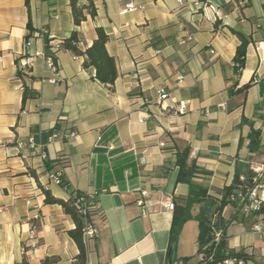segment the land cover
Returning <instances> with one entry per match:
<instances>
[{
  "label": "crops",
  "instance_id": "crops-1",
  "mask_svg": "<svg viewBox=\"0 0 264 264\" xmlns=\"http://www.w3.org/2000/svg\"><path fill=\"white\" fill-rule=\"evenodd\" d=\"M128 2L137 9L121 14ZM79 3H92L95 16L84 10L85 21L75 26L69 0H0V264H79L68 235L75 224L61 205L45 203V192L63 202L94 195L89 221L96 236L85 244V264H198L197 220L189 219V238L182 235L188 221L173 236L174 210L164 206H183L193 190L210 199L225 252L264 264V234L253 230L264 226L261 216L239 198L218 210L235 175L242 181L264 165V0ZM97 28L115 61L112 86L83 67V56L59 50L76 31L84 52ZM232 30L250 41L238 78L233 58L240 41ZM48 57L57 64L55 83ZM235 81L237 88L250 85L230 97L226 89ZM161 90L168 99L160 100ZM252 129L261 132L253 151ZM29 138L45 144L44 158L16 148ZM184 156L197 170L192 188L178 180ZM55 172L60 186L49 181ZM205 208L190 210L205 216Z\"/></svg>",
  "mask_w": 264,
  "mask_h": 264
},
{
  "label": "trees",
  "instance_id": "trees-1",
  "mask_svg": "<svg viewBox=\"0 0 264 264\" xmlns=\"http://www.w3.org/2000/svg\"><path fill=\"white\" fill-rule=\"evenodd\" d=\"M204 2L205 0H199ZM25 4L28 6V0H25ZM69 5L71 8V14L73 18V23L75 26H79L83 21H85L86 17L84 15V10H87L91 17L95 16V9L92 3H88L87 5H81L79 0H69ZM96 39L92 43V45L87 48L84 52L79 50V39L78 33L73 31L70 36L64 39L59 45V50L70 51L77 56H83L84 62L83 67L88 69L93 67L95 70V79L98 80L103 85L112 86L117 78V70L113 57H111L106 49L105 45L108 40V36L104 32L103 29L97 28ZM233 34H235L240 41V44L236 48V53L233 58V72L234 75L238 78L240 75L244 65L246 58L247 46L249 45V39H247L243 34L238 31L232 30ZM56 63L55 59L53 58ZM237 81H235L229 88L226 89L228 95L230 97L239 95L246 91L250 84L244 85L243 87L237 88ZM29 92L25 88L23 91V101L28 98ZM243 123H247L246 119H242ZM260 136L261 132L256 131L254 129L251 130L249 135V144L248 147L251 151L259 148L260 146ZM179 163V173L178 180L185 181L188 183L191 188L192 185L190 183V177L194 172H197L196 168L193 164H187V156L181 158L178 161ZM252 178L253 174L251 171L245 176L243 181L239 180L238 174L235 175L232 184L229 187L223 189L222 199L219 203L218 210L220 211L222 207L230 202H237L239 195H242L246 188L252 186ZM79 195L73 196L69 201L63 202L57 200L51 196L49 192H45V203L47 204H59L63 207L65 213L71 217L75 224V228L73 230L68 231L69 237L75 242L78 248V255L76 257L77 262L79 264L86 263L87 257V249L83 242L82 238V228H83V219L81 215L78 214L75 209L72 199L78 197ZM207 201H210L208 197H206V192L203 190L192 191L191 196L187 199H184V205L174 209L173 221L171 233L173 236L177 235L180 231L184 222L189 219L197 220L199 226V234H198V246L199 251L201 248L210 243L212 238V215H203V212H199L197 214L192 215L190 207L192 204H205ZM91 214V213H90ZM90 217V215H89ZM31 225L35 228L38 227L36 220L31 221ZM221 221L217 220L214 224L217 228L221 226ZM213 253V260L211 262H207L205 264H217L222 261L226 257L235 256L231 253H226L224 250V237H222L221 242L217 246H209L207 253ZM237 257L241 255H236ZM167 260H171V249L168 251ZM23 264H27L26 260H23ZM43 264H49L48 260H45Z\"/></svg>",
  "mask_w": 264,
  "mask_h": 264
},
{
  "label": "built area",
  "instance_id": "built-area-1",
  "mask_svg": "<svg viewBox=\"0 0 264 264\" xmlns=\"http://www.w3.org/2000/svg\"><path fill=\"white\" fill-rule=\"evenodd\" d=\"M182 2V0H178ZM239 5H242L241 2H238ZM204 6V5H203ZM209 8L214 11V7L209 6ZM137 7L132 2L125 3L120 8L121 14H126L128 12L135 11ZM47 34L46 30H41L40 36L43 38ZM43 56L42 54H38ZM48 65L53 72V77L49 79L50 83H55L57 81L58 76V68L57 64L54 62L53 58L48 57L46 58ZM24 66V65H23ZM181 79V76H179ZM159 98L160 100L168 99V94L165 93L163 90L159 91ZM224 108L225 105L222 104ZM176 112L180 115L185 113V106L180 104L176 108ZM56 136H52L51 138H55ZM44 143L36 144L32 138L27 139L26 141H18L16 143V148L18 150L22 149H29L32 155L39 154L41 158L45 157L44 154ZM195 155V151H192L191 156ZM22 158H27V155H22ZM251 172L253 174L252 178V186L245 189L242 195H239L240 201L244 204L245 210L249 213L258 214L261 216L262 221L264 222V183L260 182L262 174L264 173V165L260 166H253L251 167ZM49 181L55 185H61V172H55L48 174ZM244 179H242L243 181ZM94 195H79L72 199L73 205L77 210L78 214L81 215L83 219V228H82V238L84 244H87L88 241L93 239L96 236V229L89 221V215L91 211L94 209L93 200ZM165 208L168 210H174V203L172 201H168L164 204ZM38 216H34L33 220H38ZM215 220L211 221L212 225V238L209 244L203 246L200 251L197 253L198 264H205L207 262H211L213 260V253H207L208 247L213 245L214 247L217 246L223 237L222 230L214 226ZM32 229H36L34 226H31ZM253 230L257 234H264V226L260 223H255L253 226ZM23 252L25 251V246L22 248ZM217 264H245V257H237V256H230L224 258Z\"/></svg>",
  "mask_w": 264,
  "mask_h": 264
},
{
  "label": "rangeland",
  "instance_id": "rangeland-1",
  "mask_svg": "<svg viewBox=\"0 0 264 264\" xmlns=\"http://www.w3.org/2000/svg\"><path fill=\"white\" fill-rule=\"evenodd\" d=\"M189 224H187V227L185 230H183L182 235L185 237H190V225H195L193 220H187Z\"/></svg>",
  "mask_w": 264,
  "mask_h": 264
},
{
  "label": "water",
  "instance_id": "water-1",
  "mask_svg": "<svg viewBox=\"0 0 264 264\" xmlns=\"http://www.w3.org/2000/svg\"><path fill=\"white\" fill-rule=\"evenodd\" d=\"M209 207H210V201H207L206 202V208H205V211H204L206 215H209V213H210V208Z\"/></svg>",
  "mask_w": 264,
  "mask_h": 264
}]
</instances>
